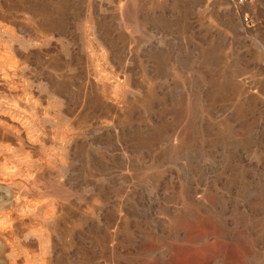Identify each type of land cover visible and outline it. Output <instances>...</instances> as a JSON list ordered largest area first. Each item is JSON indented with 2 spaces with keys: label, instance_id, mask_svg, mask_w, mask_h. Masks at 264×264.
I'll return each mask as SVG.
<instances>
[{
  "label": "rangeland",
  "instance_id": "obj_1",
  "mask_svg": "<svg viewBox=\"0 0 264 264\" xmlns=\"http://www.w3.org/2000/svg\"><path fill=\"white\" fill-rule=\"evenodd\" d=\"M243 12L0 0V264H264V0Z\"/></svg>",
  "mask_w": 264,
  "mask_h": 264
},
{
  "label": "built area",
  "instance_id": "obj_2",
  "mask_svg": "<svg viewBox=\"0 0 264 264\" xmlns=\"http://www.w3.org/2000/svg\"><path fill=\"white\" fill-rule=\"evenodd\" d=\"M253 0H231V3L236 8L240 15L242 23L247 27L254 26L253 19L248 12H243V7L251 4Z\"/></svg>",
  "mask_w": 264,
  "mask_h": 264
},
{
  "label": "bare ground",
  "instance_id": "obj_3",
  "mask_svg": "<svg viewBox=\"0 0 264 264\" xmlns=\"http://www.w3.org/2000/svg\"><path fill=\"white\" fill-rule=\"evenodd\" d=\"M44 235V234H43ZM41 236V235H40ZM48 239V238H47ZM44 242V241H43ZM47 248V247H46Z\"/></svg>",
  "mask_w": 264,
  "mask_h": 264
}]
</instances>
